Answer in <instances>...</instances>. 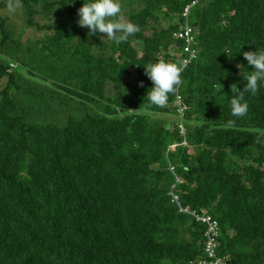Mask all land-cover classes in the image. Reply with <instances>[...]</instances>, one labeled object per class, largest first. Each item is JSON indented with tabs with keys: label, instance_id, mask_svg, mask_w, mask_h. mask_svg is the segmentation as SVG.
<instances>
[{
	"label": "trees",
	"instance_id": "trees-1",
	"mask_svg": "<svg viewBox=\"0 0 264 264\" xmlns=\"http://www.w3.org/2000/svg\"><path fill=\"white\" fill-rule=\"evenodd\" d=\"M189 1L118 0L140 28L120 44L78 26L91 0H22L25 23L47 31L31 48L11 38L0 15V264H200L204 225L178 210L170 190L217 222L224 264H264V145L256 143L264 83L245 94L247 116L230 111L254 70L242 53L264 50V0L189 8L196 55L177 90L181 133L179 119L152 115L175 116L174 94L163 108L146 107L152 82L143 66L181 64L183 41L172 33ZM41 11L58 17L38 24ZM159 13L172 22L156 29ZM129 73L134 82L123 79Z\"/></svg>",
	"mask_w": 264,
	"mask_h": 264
},
{
	"label": "clouds",
	"instance_id": "clouds-1",
	"mask_svg": "<svg viewBox=\"0 0 264 264\" xmlns=\"http://www.w3.org/2000/svg\"><path fill=\"white\" fill-rule=\"evenodd\" d=\"M6 7L10 13H15L23 8L22 0H6ZM120 14L121 4L118 0H91L90 3H83L78 9L79 19L77 24L89 30V37L96 36L97 33L106 34L103 38L120 44L126 42L130 36L140 31L138 25L125 21ZM242 55L247 64L252 66L254 70L249 71V74L244 78L246 83L242 91L238 90L234 85L237 95L230 100V111L231 116L236 119L248 115L249 105L245 100V94L257 95L262 83H264V50L245 51ZM227 56L232 57L233 55L227 54ZM143 67L145 75L152 82V87L147 91L146 95L148 101L146 107H165L168 103L169 95L174 94L177 87L182 83V72L186 65L160 60ZM237 67L244 68L240 64ZM221 88L222 85L218 83L217 92ZM127 111L133 110L127 109ZM235 123V119H230L227 121L226 127H234ZM256 143L264 145V138L258 136Z\"/></svg>",
	"mask_w": 264,
	"mask_h": 264
},
{
	"label": "rangeland",
	"instance_id": "rangeland-1",
	"mask_svg": "<svg viewBox=\"0 0 264 264\" xmlns=\"http://www.w3.org/2000/svg\"><path fill=\"white\" fill-rule=\"evenodd\" d=\"M125 5L127 6L128 2H126ZM130 6L136 7L135 4L133 5V3H131ZM37 9H39V7ZM126 10L127 9L123 10L121 8V14H120L124 18L125 21H126V14H124V11H126ZM0 15L5 18V26H6L7 30L9 31L11 38L16 43L21 44L22 46L27 45V46H29V48H31L33 45H36V46L39 45V43L37 42V39H44L45 38L47 31L34 29L33 27H30L25 23V15H24V12L22 9L17 10V12H15V13H10L8 11L7 7H3V8H0ZM57 17L58 16L56 15L55 11H51L48 13L41 11V12H37L33 15V20L36 21L38 24H42V23H50L52 20L56 19ZM170 22H172V19L164 17V16H162V13H159L158 21H157V23H155V27H156V29L161 28V27H166L167 24ZM144 33L148 34V33H150V30L145 29ZM104 36H106V34H100L99 38L108 42L107 38H103ZM74 41H75V38H73L70 42L73 43ZM130 44L136 50V54L139 55L140 50H141V46H142L140 40L133 39L130 42ZM8 62H9L10 67L12 69H16L17 72H19L20 75L22 77H24V79H26L28 77L25 74V70L22 68H18L15 62H13L12 60H8ZM136 78H137V76L133 73H129V74L123 76V79L128 80L130 82H134L136 80ZM32 79L34 81L40 82L36 78H32ZM2 84H3V79L0 80V87ZM20 96H21V94H20ZM63 96H64V94H63ZM65 99H67V98H65ZM65 99L63 97L64 102L65 101L68 102V100H65ZM29 103H34V100H29L28 104ZM42 104H43V107H45L46 105H48L49 107L52 106V104H50L49 102L43 101L41 103V105ZM71 104H73V103L71 102ZM64 108L65 109L70 108V104H66L65 106H63L62 110H59V113L63 112ZM152 115L160 117V118L166 120L167 122H171V123H174V121H176V118H177L176 116H173L171 114H163V113L162 114L152 113Z\"/></svg>",
	"mask_w": 264,
	"mask_h": 264
},
{
	"label": "built area",
	"instance_id": "built-area-1",
	"mask_svg": "<svg viewBox=\"0 0 264 264\" xmlns=\"http://www.w3.org/2000/svg\"><path fill=\"white\" fill-rule=\"evenodd\" d=\"M198 0H190L187 4L184 5L180 15L182 17V21L178 22L176 30L172 33V36L183 41L181 46V63L186 65L188 64L196 55L195 49L192 47L193 44V35L192 28L187 22V13L189 8L193 6ZM178 90V87H177ZM177 90L174 93L173 104L176 107V116L179 119L177 124L178 129L182 133V124L180 123V119H182L183 112L186 109V104L181 99ZM171 169V167H169ZM178 181V179H175ZM173 185H171V188ZM169 194L171 195V201L175 203L178 210L184 212L188 216H190L193 221L199 222L204 225L203 230V252L204 259L199 261L200 264H224V260L222 257L216 254V237L218 234L217 222L211 218L204 211H195L194 209H190L188 206H181L176 195L170 190Z\"/></svg>",
	"mask_w": 264,
	"mask_h": 264
}]
</instances>
